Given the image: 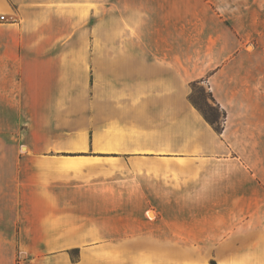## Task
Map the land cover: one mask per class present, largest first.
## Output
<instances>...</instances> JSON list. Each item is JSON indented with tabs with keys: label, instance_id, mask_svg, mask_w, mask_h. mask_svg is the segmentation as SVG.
Wrapping results in <instances>:
<instances>
[{
	"label": "crops",
	"instance_id": "0c3cea01",
	"mask_svg": "<svg viewBox=\"0 0 264 264\" xmlns=\"http://www.w3.org/2000/svg\"><path fill=\"white\" fill-rule=\"evenodd\" d=\"M115 3L0 0V264H264V5Z\"/></svg>",
	"mask_w": 264,
	"mask_h": 264
},
{
	"label": "rangeland",
	"instance_id": "374dc122",
	"mask_svg": "<svg viewBox=\"0 0 264 264\" xmlns=\"http://www.w3.org/2000/svg\"><path fill=\"white\" fill-rule=\"evenodd\" d=\"M242 0H237V4ZM228 2V1H227ZM247 2L258 3L264 5V0H247ZM227 4V3H226ZM99 10H94L93 14L99 15ZM118 16V17H117ZM119 18V7L116 5L115 0H108V12L107 19L108 23H114L115 19ZM95 16L92 18V25L95 21ZM119 34V33H118ZM112 46V47H111ZM250 44H245L246 51L252 50ZM93 45V50H94ZM109 50H116V47L119 50V44H109ZM250 48V49H249ZM188 100L191 106L199 113V115L210 125L217 133H221L223 129V123L225 121V113L219 109L216 105L215 100L212 97V94L206 85H202L200 82H193L189 85V94ZM259 205H252V207H258ZM261 211H264V207ZM254 216L260 217V208L254 210ZM257 224L262 226L264 224V219H255ZM259 226V227H260ZM157 234L162 233V231H155ZM209 232V231H208ZM221 240H224L225 243L228 239V234L230 231H218ZM119 243V231H108V244H118ZM115 249V248H113ZM79 251L74 252V257L76 260L79 259ZM115 255V252L109 251V255Z\"/></svg>",
	"mask_w": 264,
	"mask_h": 264
},
{
	"label": "trees",
	"instance_id": "16d2710c",
	"mask_svg": "<svg viewBox=\"0 0 264 264\" xmlns=\"http://www.w3.org/2000/svg\"><path fill=\"white\" fill-rule=\"evenodd\" d=\"M75 253H77V252H75ZM211 264H214V263H211Z\"/></svg>",
	"mask_w": 264,
	"mask_h": 264
}]
</instances>
